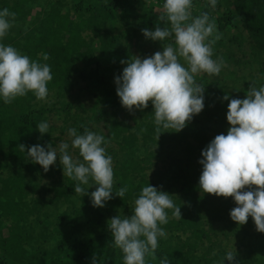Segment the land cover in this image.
Here are the masks:
<instances>
[{"label":"rangeland","instance_id":"rangeland-1","mask_svg":"<svg viewBox=\"0 0 264 264\" xmlns=\"http://www.w3.org/2000/svg\"><path fill=\"white\" fill-rule=\"evenodd\" d=\"M1 1V0H0ZM8 6H11L17 0H3ZM23 9L26 15L14 21V26L8 31L9 36L15 35L19 31H26L33 26H37L43 18V14L56 0H25ZM76 0H59L61 3V13L67 12L74 19L72 5ZM125 12L130 17L124 19L120 9L111 11L98 30L95 27L84 29L81 33L84 41L93 54L97 55L98 36L106 32L110 37L115 38L113 48H108L109 53L113 54L110 64L106 67L115 69L112 74L108 75L105 80L107 90L116 89L115 80L122 73L118 69H124L127 62L132 57L141 59L154 55L157 51H162V43L146 39L143 29L155 30L157 26H164L163 23L158 25L159 15L162 12V5L165 0H124ZM85 5L97 7L104 3L105 0H85ZM127 5L132 7V11L127 9ZM248 5V0H217L215 9H212L209 0H193V16L199 15L203 11L210 13V18L216 23L217 18L228 15L231 19L229 25L218 30L222 33V39L213 46V59L223 57L225 66L222 68L219 76H209L201 73L195 76L197 83L202 84L205 88L217 89L229 96L228 101H221L212 106L209 112H200V121L204 126L199 130V135L204 138V144H198L194 135L189 136L185 142L174 143L169 140L158 142L154 137L153 143L143 145L138 140L135 143V157L143 166L142 173L146 179H155L161 185V190L172 195L174 203L179 206L190 205L191 197L203 195L199 186V177L202 172V165L199 161L202 159L201 153L207 145L219 134H227L230 125L227 122L228 103L231 99L246 98L245 94L251 83L255 86H264V73H261V60L250 52L247 34L241 25V15ZM90 15V16H89ZM82 17H89L91 22L101 20V17L93 13L82 11ZM76 21V19H75ZM232 37L236 39L232 41ZM5 42V38L0 39V44ZM229 55H233V60H229ZM235 61V63L233 62ZM181 63L183 61L181 60ZM94 65L86 66L79 62L71 66L70 81L72 83L66 92L48 90V96L44 100L35 99L30 102L25 109V115L29 121L48 122V133L41 135L38 131L36 139L32 140V145H41L42 139H47L48 144L53 147L61 141L70 143L71 137L68 136V129L75 128L78 134L79 127H87L97 134L106 135L107 127L112 121H121L127 123L132 131L138 130L141 125L147 122L144 113L133 109L129 112L121 105L120 99L116 92L110 97L102 95L100 87L92 83L82 81L78 78L77 73L80 71L88 72ZM101 70V69H100ZM99 70V71H100ZM107 75L106 71L99 72ZM100 117L96 116V110ZM66 111V112H65ZM208 117V119H206ZM142 129V128H141ZM103 145L106 148V154L110 155L113 160V166L119 158L118 140L108 139ZM189 144L193 151L190 153L185 147ZM29 146V147H30ZM199 148L198 150H196ZM8 149H3L4 155L0 156V180L15 178L20 180L23 197L20 200L19 207L24 213V219L21 226L26 231L28 238L20 239L27 254L33 250H38L37 257H41L40 251H50L59 243L63 230L76 228L77 236L83 235L86 228V221L91 216V211L96 209L101 215L99 222H94L93 226L97 231L108 230L107 221L116 215L130 216L134 206V200H126L124 205L115 210H107L106 207L112 203L117 196L113 187V198L105 202L103 208L93 207L90 199L91 192L96 190L98 185L85 187L89 195H85L88 200V208L82 212L81 195L74 192L76 181L64 176L59 159L54 165L50 166L47 172L44 169L27 158V148L25 154L15 157L13 153L7 155ZM69 152L74 158L79 157L78 150L71 147ZM70 179L72 191H66L64 195L55 197L53 190H56L57 182L66 184ZM53 181L56 182L55 186ZM90 184L92 181L90 180ZM89 187V188H88ZM52 188L53 190H50ZM88 188V189H87ZM2 194H0V198ZM233 202V207L229 210L222 211L218 218H212L213 210L208 204H204L200 211V227L208 235V241L203 239L199 242L189 235L186 229L173 231H164L167 233L166 238H159L162 241L184 242L187 245L193 244L194 249L191 251L195 264H229L224 258L228 251L236 254L233 264H264V233L256 231L252 217L248 218L246 224L240 225L230 218V211L237 205L233 197H229ZM167 209L168 220L173 218ZM82 212V213H81ZM176 219V218H175ZM11 224V221L0 215V236L3 235L5 228ZM209 246L207 249L206 247ZM55 260L62 262L67 261L64 255H54ZM36 263V261H33ZM40 264H48L47 259L41 260Z\"/></svg>","mask_w":264,"mask_h":264},{"label":"clouds","instance_id":"clouds-1","mask_svg":"<svg viewBox=\"0 0 264 264\" xmlns=\"http://www.w3.org/2000/svg\"><path fill=\"white\" fill-rule=\"evenodd\" d=\"M209 4L215 9L217 0H209ZM192 9L193 0H165L158 19V25L164 26L142 30L146 39L162 43V51L143 59L122 60L127 66L115 80L116 94L129 112L134 108L142 111L151 101L158 138L168 132L161 129L183 130L203 110L205 87L197 83L195 76H219L225 66L223 57L213 59V46L222 39L217 24L209 12L193 16ZM15 18L16 13L8 8L0 10V39L14 26ZM49 59L48 54H43L44 61ZM52 79L47 63L30 60L13 46L0 44V97L5 104L28 92L37 100L46 99L47 84ZM245 96L230 100L227 134L217 135L202 151L199 186L203 193L233 197L237 206L229 213L231 220L243 225L252 217L256 231L264 233V86L251 83ZM223 100L228 101L229 96L225 94ZM48 129L46 121L37 124L41 135ZM68 136L70 143L61 141L57 147H27V158L45 172L58 158L64 176L77 182L76 194L89 195L82 185H98L90 199L93 207L103 208L113 198L114 185L113 160L103 146L107 143L105 136L87 127L81 134L69 128ZM70 147L78 150L79 157L70 154ZM18 149L24 153L26 146L20 144ZM127 191L128 187L123 186L115 195L122 199ZM172 197L156 187L144 186L134 200L130 216L116 215L107 221L114 245L123 253V264H145L146 254L154 255L158 238L167 236L159 227L168 223L167 209L172 210L173 218L182 219L180 207ZM224 259L233 264L236 254L228 251ZM91 264H98L96 253ZM161 264L167 261L162 260Z\"/></svg>","mask_w":264,"mask_h":264},{"label":"trees","instance_id":"trees-1","mask_svg":"<svg viewBox=\"0 0 264 264\" xmlns=\"http://www.w3.org/2000/svg\"><path fill=\"white\" fill-rule=\"evenodd\" d=\"M84 1L76 0L73 3L74 19H72L69 13H61V3L56 0L43 14V18L37 26H33L26 31H19L13 36L7 34L4 37L5 42L3 44L13 46L20 54L27 55L30 60L47 63L51 67L53 79L47 84L48 90L54 89L62 92L69 90L72 85L70 76L73 64L79 62L88 67L94 65L88 72L80 71L77 76L82 81L100 87L103 91L102 95L110 97L116 92V89L108 91L105 80L115 69L106 67V65L110 64L114 57L113 54L109 53L108 48H113L116 43L115 38L110 37L106 32H102L100 35L95 34L99 40L98 53L94 55L93 50L84 41L81 33L89 27H95L98 30L105 21V17L112 10L120 9L124 19L130 17V15L125 12L124 7L122 8L126 4L124 0H105L97 7H91L89 4L85 5ZM25 2V0H17L11 6H8L6 2L1 0L0 10L8 8L10 12L16 13L15 20H18L26 15V11L23 9V3ZM127 9L132 11L130 5H127ZM83 10L98 15L101 20L91 22L89 17L83 18ZM230 22L231 19L228 15L217 18L218 30L223 29ZM241 25L247 34L250 52L260 57L261 67L259 71L264 73V0H248L247 8L241 15ZM235 39V37H232V41ZM45 53L50 57L47 61L43 60V54ZM228 58L233 60V55H229ZM233 62L235 63V61ZM100 69L106 71L107 75L100 74ZM117 72L122 73L123 69H118ZM223 96V91L206 87L203 111L209 112L212 106L223 101ZM34 99L35 96L32 92H28L24 97L15 98L10 104H5L3 98L0 97V156L4 155L2 152L5 147L8 149L7 155H13L14 153L15 157H18L25 154V152H20L18 145L23 144L27 148L31 145L32 140L36 139L38 123L29 121L25 115V109ZM93 110H96L94 114L100 117L101 113L98 112L100 109L93 107ZM138 111L144 113L147 118V122L139 127V134L136 130L132 131L127 123L121 121H112L107 127L105 139L118 140L117 144L120 152L119 158L113 166V187L115 191L123 186L128 187L124 197L121 199L117 196L113 199L112 203L106 207L107 210H115L124 205L127 199L135 200L144 186L149 185L161 190V185L157 180L145 178L142 173L143 166L135 157V143L138 140V135L143 145L153 143L154 137L157 138L158 142L169 140L174 143H181L192 135L198 140V144H204V138L199 135V130L204 127L199 119L200 113L194 115L187 122L186 127L179 132H174V129H161L162 132H168H163L158 138L155 131L154 109L151 101H149L147 108ZM79 132H83V127H79ZM40 143V146L45 147L48 141L45 138ZM185 147L192 153L193 149L189 144H186ZM20 182L19 179L15 180V178L0 180V194H2L0 198V215L2 214L11 221V224L5 228L3 235L0 236V264H40L43 259H47L48 264H91L93 253H96L98 257V264H123V253L115 247L109 229L107 231H97L93 226L94 222H99L101 218L96 209L91 211V216L86 221L87 225L82 236H77L78 230L76 228L63 230L59 243L50 251H40L42 253L41 257H37L38 250L36 252V249L31 254H27L20 243V239L28 238L26 231L20 225L24 219V213L19 207L20 200L23 197ZM53 184L55 186L56 182L53 181ZM71 185L72 183L68 179L66 184L57 182L58 188L56 190L49 189L53 190L55 197H58L64 195L68 190L72 191ZM243 190L247 191L248 189ZM80 200L83 208L82 212H85L88 208V200L86 196H82ZM204 204L211 206L213 210L212 218L214 219L218 218L222 211L229 210L234 205L229 197H217L207 193H203L198 197L192 195L190 205L180 207L182 219L170 218L167 224L159 225V227L173 231L186 229L189 235L199 242L203 239L208 241V235L199 226L200 211ZM168 212L172 214V210ZM206 248L208 249L209 246ZM193 249V244L165 242L158 238V247L154 255L146 254L145 264H161L162 260H166L167 264H195L191 252ZM54 255H64L68 260L65 262L55 260L56 256ZM33 261H36V263H33Z\"/></svg>","mask_w":264,"mask_h":264}]
</instances>
